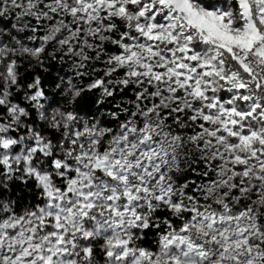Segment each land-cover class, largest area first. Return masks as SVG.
<instances>
[{
  "label": "snow or ice",
  "instance_id": "obj_1",
  "mask_svg": "<svg viewBox=\"0 0 264 264\" xmlns=\"http://www.w3.org/2000/svg\"><path fill=\"white\" fill-rule=\"evenodd\" d=\"M0 264H264V0H0Z\"/></svg>",
  "mask_w": 264,
  "mask_h": 264
},
{
  "label": "trees",
  "instance_id": "obj_2",
  "mask_svg": "<svg viewBox=\"0 0 264 264\" xmlns=\"http://www.w3.org/2000/svg\"><path fill=\"white\" fill-rule=\"evenodd\" d=\"M21 195H26V193H21Z\"/></svg>",
  "mask_w": 264,
  "mask_h": 264
}]
</instances>
